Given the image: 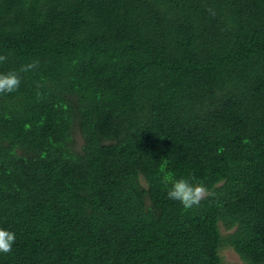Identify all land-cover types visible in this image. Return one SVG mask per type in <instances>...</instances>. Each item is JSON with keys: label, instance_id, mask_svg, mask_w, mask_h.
Wrapping results in <instances>:
<instances>
[{"label": "trees", "instance_id": "obj_1", "mask_svg": "<svg viewBox=\"0 0 264 264\" xmlns=\"http://www.w3.org/2000/svg\"><path fill=\"white\" fill-rule=\"evenodd\" d=\"M0 55L39 62L0 94V264H264V0H0Z\"/></svg>", "mask_w": 264, "mask_h": 264}, {"label": "clouds", "instance_id": "obj_2", "mask_svg": "<svg viewBox=\"0 0 264 264\" xmlns=\"http://www.w3.org/2000/svg\"><path fill=\"white\" fill-rule=\"evenodd\" d=\"M7 58L6 55H0V63L5 62ZM38 66L39 62L33 61L22 65L18 70L0 73V94H10L17 91L21 84L20 73L32 71ZM165 182L171 185L167 191V198L178 201L184 209L199 206L201 201L209 195L203 185L194 184L191 179L181 177L168 180L165 178ZM15 241V232L0 228V254L11 253Z\"/></svg>", "mask_w": 264, "mask_h": 264}, {"label": "rangeland", "instance_id": "obj_3", "mask_svg": "<svg viewBox=\"0 0 264 264\" xmlns=\"http://www.w3.org/2000/svg\"><path fill=\"white\" fill-rule=\"evenodd\" d=\"M220 254L225 264H239L238 257L234 255L230 250H222Z\"/></svg>", "mask_w": 264, "mask_h": 264}]
</instances>
